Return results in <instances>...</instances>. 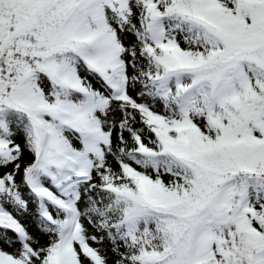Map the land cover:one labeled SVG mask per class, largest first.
Returning <instances> with one entry per match:
<instances>
[{"label": "snow or ice", "instance_id": "6c2138e0", "mask_svg": "<svg viewBox=\"0 0 264 264\" xmlns=\"http://www.w3.org/2000/svg\"><path fill=\"white\" fill-rule=\"evenodd\" d=\"M0 264H264V0H0Z\"/></svg>", "mask_w": 264, "mask_h": 264}, {"label": "trees", "instance_id": "16d2710c", "mask_svg": "<svg viewBox=\"0 0 264 264\" xmlns=\"http://www.w3.org/2000/svg\"><path fill=\"white\" fill-rule=\"evenodd\" d=\"M32 231H33L34 234H36L38 236V238L40 239L41 243H46L47 242V237L42 236L39 233L38 229L36 228V226L34 224L32 225Z\"/></svg>", "mask_w": 264, "mask_h": 264}, {"label": "rangeland", "instance_id": "374dc122", "mask_svg": "<svg viewBox=\"0 0 264 264\" xmlns=\"http://www.w3.org/2000/svg\"><path fill=\"white\" fill-rule=\"evenodd\" d=\"M11 250V249H10Z\"/></svg>", "mask_w": 264, "mask_h": 264}]
</instances>
